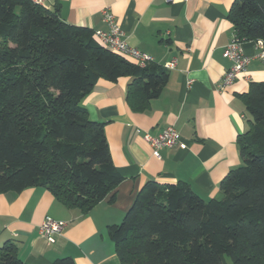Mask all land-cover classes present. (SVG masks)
Instances as JSON below:
<instances>
[{
  "label": "trees",
  "instance_id": "16d2710c",
  "mask_svg": "<svg viewBox=\"0 0 264 264\" xmlns=\"http://www.w3.org/2000/svg\"><path fill=\"white\" fill-rule=\"evenodd\" d=\"M59 11L58 4L48 10L34 0H0V194L43 187L84 214L122 177L105 124L89 118L83 97L95 78L130 77L127 103L142 110L160 95L167 71L136 67ZM227 19L242 43L264 41V0H233ZM243 99L242 163L220 182L223 199L205 201L184 183L146 182L122 222L107 227L121 264H226L225 256L264 264V82L250 83ZM0 264L27 263L7 241Z\"/></svg>",
  "mask_w": 264,
  "mask_h": 264
},
{
  "label": "crops",
  "instance_id": "0c3cea01",
  "mask_svg": "<svg viewBox=\"0 0 264 264\" xmlns=\"http://www.w3.org/2000/svg\"><path fill=\"white\" fill-rule=\"evenodd\" d=\"M233 0H41L45 9L60 6L68 25L108 31L104 10L116 18L128 46L147 54L157 66L176 60L160 95L142 110L126 100L130 77L110 82L95 78L81 104L92 121L103 122L110 157L122 181L87 213L63 207L43 187L0 194V246L16 245L19 260L52 264H121L107 227L122 222L148 181L187 184L203 200L221 201L219 184L241 165L237 139L248 129L244 95L249 84L264 82V63L255 41L241 43L250 61L243 75L224 90L217 86L230 67L224 48L234 31L227 19ZM191 81V83H189ZM174 127L178 145L160 159L143 140ZM113 200L111 201V199ZM50 217L66 225L49 243L38 234Z\"/></svg>",
  "mask_w": 264,
  "mask_h": 264
},
{
  "label": "built area",
  "instance_id": "2783aa9c",
  "mask_svg": "<svg viewBox=\"0 0 264 264\" xmlns=\"http://www.w3.org/2000/svg\"><path fill=\"white\" fill-rule=\"evenodd\" d=\"M165 1L174 2L175 0ZM34 2L41 4V0H34ZM102 19L108 25L109 30L106 32L100 30L93 32L94 39L102 47L124 57L140 69L147 68L149 65L154 64L150 56L127 45L124 32L120 29L115 16L109 10L103 11ZM241 43L242 42L234 34L230 43L224 48L223 58L230 62V67L220 80L217 86L218 90H224L227 86H230L239 75L245 73L250 57L243 54ZM255 44L258 49L257 58L264 63V41L257 40ZM175 66L176 60H172L165 63L162 68L165 70H173ZM189 83H191V81H189ZM143 140L151 149L152 156L156 159H160L161 150L174 148L179 142L178 132L174 127H168L156 136H152L145 132L143 134ZM65 225V222L46 217L38 227V234L49 243H53L55 236L61 233Z\"/></svg>",
  "mask_w": 264,
  "mask_h": 264
},
{
  "label": "rangeland",
  "instance_id": "374dc122",
  "mask_svg": "<svg viewBox=\"0 0 264 264\" xmlns=\"http://www.w3.org/2000/svg\"><path fill=\"white\" fill-rule=\"evenodd\" d=\"M224 261H225L226 264H232L230 258H228L226 256L224 257Z\"/></svg>",
  "mask_w": 264,
  "mask_h": 264
}]
</instances>
